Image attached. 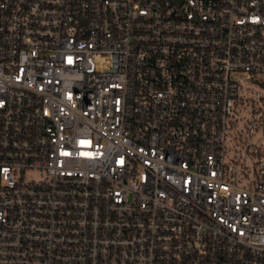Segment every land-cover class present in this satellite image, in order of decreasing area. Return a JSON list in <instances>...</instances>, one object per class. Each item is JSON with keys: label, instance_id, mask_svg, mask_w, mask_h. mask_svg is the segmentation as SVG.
Segmentation results:
<instances>
[{"label": "built area", "instance_id": "1", "mask_svg": "<svg viewBox=\"0 0 264 264\" xmlns=\"http://www.w3.org/2000/svg\"><path fill=\"white\" fill-rule=\"evenodd\" d=\"M0 264H264V0H0Z\"/></svg>", "mask_w": 264, "mask_h": 264}]
</instances>
